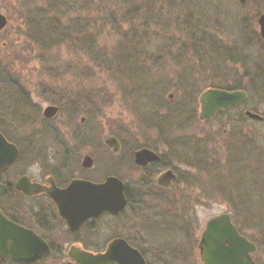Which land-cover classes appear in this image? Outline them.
I'll return each mask as SVG.
<instances>
[{"label": "rangeland", "instance_id": "rangeland-1", "mask_svg": "<svg viewBox=\"0 0 264 264\" xmlns=\"http://www.w3.org/2000/svg\"><path fill=\"white\" fill-rule=\"evenodd\" d=\"M129 4L137 14L130 15ZM0 12L7 18L0 32V131L20 154L11 171L43 156L64 162L73 150L93 155L106 173L141 145L167 148L175 163L179 154L194 160L192 169L183 167L199 198L194 194V213L185 203L183 228L164 229L155 214L148 221L155 225L138 230L134 244L147 263L202 264L194 248L199 233L208 219L227 214L256 246L255 264H264V120L239 122L245 111L264 118L257 24L264 0H0ZM238 85L248 96L244 106L199 120L204 90ZM53 104L60 112L46 120L42 113ZM111 136L119 154L105 144ZM66 260L51 252L37 264Z\"/></svg>", "mask_w": 264, "mask_h": 264}, {"label": "flooded vegetation", "instance_id": "flooded-vegetation-1", "mask_svg": "<svg viewBox=\"0 0 264 264\" xmlns=\"http://www.w3.org/2000/svg\"><path fill=\"white\" fill-rule=\"evenodd\" d=\"M0 14L2 13L0 12ZM209 89H218L228 92L244 91L239 85L237 88L227 89L214 87ZM244 105L245 102L228 111H219L211 120L203 122L213 121L233 110L238 111ZM50 106L57 107L58 113L60 112L59 106L54 104ZM55 117L44 118L46 120H53ZM246 120L249 119L245 116L239 117L240 124ZM80 121L83 123L84 119L82 118ZM223 121L224 123H229H225V125L232 126L230 117L223 119ZM116 140L119 148L116 151L111 148L110 150L113 154H119L122 150L119 140L117 138ZM141 150L150 151L153 153L154 157L144 164H137L135 154ZM165 151L167 152V148L162 150L156 149V147L150 145H141L139 148L128 151L129 154L127 157L121 159L123 161L122 163L120 160H113L115 165L113 167L114 169H112L111 172L104 173V171L96 165L97 161L93 155L85 154L82 157H78V155H74L75 153L73 150L67 151L68 158L64 162L61 161L58 163L55 156L50 160L45 159L43 156L40 160H34L28 163L27 166H25L26 168L22 171H11L20 157L18 150L16 161L12 165L6 167L5 170L0 171V185L4 187V192L0 195V211L10 222L21 228L32 231L45 241L48 245V250L41 257L51 252H63L66 254L67 258L64 264L69 262L73 263L69 254L77 252L101 254L106 251L109 244L114 241L122 240L130 248L138 251L145 264H148L142 253L143 251L140 250L138 246H135L133 237H136V234L139 235V231L146 232L151 228V223H154L148 221H152V216L155 214L158 217L155 218L153 216L155 218L153 220H155V222L157 219L161 220V222L165 224L163 226L164 229L175 225L179 229L183 228L181 224L185 217L183 215V209L186 207L185 203L189 205L186 208L193 211L194 199H196L195 196L199 198L198 190L195 187L197 186V182L193 180L189 174L184 172L185 168L183 167H190L192 169L193 167L191 166L194 165L191 163L194 162V160L186 163L182 155L179 154L176 157L175 163L172 157L170 159L169 154L167 156L165 155ZM70 154L71 158L69 156ZM197 154L200 155L199 152ZM180 157L185 162L181 160ZM86 158L90 159V165L84 164ZM197 159L199 160V158H195V160ZM37 161H40V163ZM187 161L191 160L188 159ZM199 162L205 164L204 160H199ZM168 172L172 173V179H163L162 183H160V177ZM108 178L117 179L122 183V193L125 203L117 213L113 214L105 211L100 213L97 217H90L85 220L80 216L77 217L73 215L69 219H64L59 215L57 203L63 200L61 198L54 199L49 195V191H54L53 193H55V189L65 190L76 181L102 184ZM20 179H26L31 184L37 185L39 191L28 194L17 189L16 184ZM151 204L154 206H151ZM164 216V219H168L167 221L163 219ZM192 218L193 221L194 219L196 220V217ZM188 225H190V222H188ZM125 231L127 235H132V239L126 237ZM237 231L239 232V230ZM200 234L201 232L199 233L198 240L194 244V248L196 246V251H198ZM240 235L243 236L242 234ZM59 238H61L62 241ZM116 249H119V245H116ZM41 257H38L33 262L14 261L12 259L2 261L0 259V264H37Z\"/></svg>", "mask_w": 264, "mask_h": 264}, {"label": "water", "instance_id": "water-1", "mask_svg": "<svg viewBox=\"0 0 264 264\" xmlns=\"http://www.w3.org/2000/svg\"><path fill=\"white\" fill-rule=\"evenodd\" d=\"M244 3L245 0H238ZM7 24L5 16L0 14V31ZM259 36L264 43V15L257 19ZM247 100V94L243 91H223L218 89H208L199 96L200 105L199 120L206 121L212 119L217 112L226 111L232 107L240 105ZM58 108L48 106L43 112L45 118H53L57 115ZM248 119L262 122L264 119L258 114L250 111L245 112ZM105 144L116 151L119 146L116 138L109 137ZM18 157L16 146L8 142L0 133V171L12 165ZM136 163L144 164L154 157L148 150H141L135 154ZM85 165H90V159L84 160ZM171 172L163 174L159 182L163 179L171 180ZM16 188L28 194L39 191L37 185L31 184L26 179H20ZM4 192V187L0 185V195ZM49 191V195L54 199L61 198L63 201L57 203L58 213L64 219L80 216L88 219L97 217L102 212L117 213L124 205L125 200L122 193V183L114 178H108L102 184L90 182H73L65 190ZM119 245V249H116ZM48 250L45 241L30 230L21 228L10 222L0 211V259L6 261L33 262ZM199 257L203 264H255L252 254L256 247L245 237L241 236L236 227L232 224L231 218L227 214H222L210 219L200 236L198 245ZM73 260L66 264H145L138 251L130 248L124 241H114L109 244L104 253L92 254L87 252H77L69 254Z\"/></svg>", "mask_w": 264, "mask_h": 264}, {"label": "trees", "instance_id": "trees-1", "mask_svg": "<svg viewBox=\"0 0 264 264\" xmlns=\"http://www.w3.org/2000/svg\"><path fill=\"white\" fill-rule=\"evenodd\" d=\"M129 6H130V8L133 10L132 12H130V15L132 14V13H135V14H137L138 13V11L131 5V4H129ZM127 15H123V17L125 18ZM129 17V16H128ZM128 18H125V20H127ZM38 20V19H37ZM127 22H132V21H127ZM42 41H43V39L40 41V43L39 44H41L42 45ZM140 48V46H138L137 45V47H135V50H138L139 52H140V55L142 54V52H141V50L139 49ZM135 50H133L134 52H135V55H136V51ZM143 55V54H142ZM137 56V55H136ZM138 57V56H137Z\"/></svg>", "mask_w": 264, "mask_h": 264}, {"label": "bare ground", "instance_id": "bare-ground-1", "mask_svg": "<svg viewBox=\"0 0 264 264\" xmlns=\"http://www.w3.org/2000/svg\"><path fill=\"white\" fill-rule=\"evenodd\" d=\"M244 116H245V112H244ZM246 117V116H245ZM247 118V117H246Z\"/></svg>", "mask_w": 264, "mask_h": 264}]
</instances>
